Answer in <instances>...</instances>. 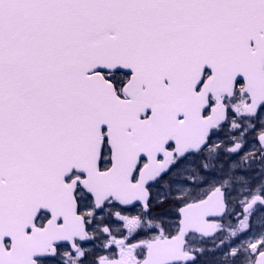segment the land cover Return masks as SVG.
<instances>
[{"label": "snow or ice", "instance_id": "obj_1", "mask_svg": "<svg viewBox=\"0 0 264 264\" xmlns=\"http://www.w3.org/2000/svg\"><path fill=\"white\" fill-rule=\"evenodd\" d=\"M0 264H264V0H0Z\"/></svg>", "mask_w": 264, "mask_h": 264}]
</instances>
